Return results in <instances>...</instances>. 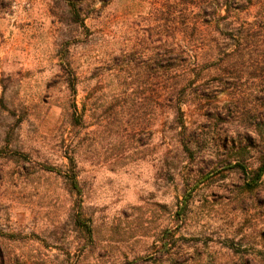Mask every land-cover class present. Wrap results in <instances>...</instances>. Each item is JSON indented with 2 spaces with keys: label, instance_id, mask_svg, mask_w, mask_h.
Listing matches in <instances>:
<instances>
[{
  "label": "rangeland",
  "instance_id": "rangeland-1",
  "mask_svg": "<svg viewBox=\"0 0 264 264\" xmlns=\"http://www.w3.org/2000/svg\"><path fill=\"white\" fill-rule=\"evenodd\" d=\"M254 3L211 32L193 5L180 25L176 0H0V264H264V177L250 190L231 168L260 165L264 104L184 106L186 151L156 64L163 46L249 35L254 65L233 77L264 96Z\"/></svg>",
  "mask_w": 264,
  "mask_h": 264
},
{
  "label": "trees",
  "instance_id": "trees-1",
  "mask_svg": "<svg viewBox=\"0 0 264 264\" xmlns=\"http://www.w3.org/2000/svg\"><path fill=\"white\" fill-rule=\"evenodd\" d=\"M254 2L255 0H207V3L200 2L199 5L198 3L191 4L187 0H176V6L181 19L179 21L180 25L182 24V15L185 14L190 5H193L194 9H199L200 12L204 13L203 25L206 26V29H210L211 32H219L221 26H225L226 29L233 32L235 31L234 28L237 24L238 16L242 12H249L255 5ZM222 11L225 12L223 16L220 15ZM197 26L198 32L202 30V24H198L196 21ZM195 31L194 33L196 34ZM179 32L185 35L187 31L179 29ZM199 40L200 38L194 39L191 44L177 45L172 49L163 46L161 52L157 54L158 61H156V64L159 63L161 69L160 78L163 87L160 98L162 99V104L170 107V112L174 115V118L176 117L175 119L179 120L183 126L181 133L186 151H189L195 136L188 134L189 129L183 119L184 106L192 107L194 102L203 103L211 98L217 99L222 93L228 94L229 110L234 109V113L243 111L251 105H254L252 107L254 110L260 109L264 104V96L244 94L238 87L239 79L233 77V75L241 71L242 67L254 65L251 59H245L246 50L253 47V40L251 41L249 35H247L244 45L241 43L242 40H234L235 43L230 44L226 50H222L217 37L213 39L214 45H208L207 43L199 42ZM210 78L219 79L222 87H215L216 89L206 87L205 82ZM169 80L172 82L171 85ZM219 117L217 115L218 119ZM261 156L260 165L253 171L240 164L231 167L243 171L246 180H248L246 184L250 190L255 189L263 182L264 153ZM70 164L69 174L72 177H70V182H72L73 188L82 195L79 183L76 181L77 171L75 170L76 166L73 158H70ZM46 170L61 174V171L55 167H48ZM83 225H85L84 222Z\"/></svg>",
  "mask_w": 264,
  "mask_h": 264
}]
</instances>
